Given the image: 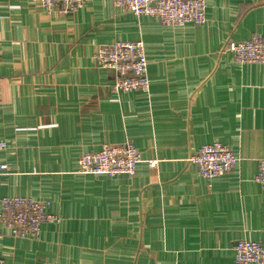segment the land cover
Listing matches in <instances>:
<instances>
[{
  "label": "crops",
  "instance_id": "crops-1",
  "mask_svg": "<svg viewBox=\"0 0 264 264\" xmlns=\"http://www.w3.org/2000/svg\"><path fill=\"white\" fill-rule=\"evenodd\" d=\"M204 25L167 27L111 0L77 13L0 0V153L4 197L49 203L38 241L0 224L5 264H235L264 244V65L222 49L264 34V0H207ZM143 41L150 91L116 94L100 46ZM130 142L133 176L84 175L78 160ZM220 142L241 159L214 180L189 159Z\"/></svg>",
  "mask_w": 264,
  "mask_h": 264
},
{
  "label": "built area",
  "instance_id": "built-area-1",
  "mask_svg": "<svg viewBox=\"0 0 264 264\" xmlns=\"http://www.w3.org/2000/svg\"><path fill=\"white\" fill-rule=\"evenodd\" d=\"M45 14L51 15L60 7L66 15L75 14L93 0H33ZM123 10L137 17L149 16L160 20L167 27L204 25L207 22V0H111ZM233 54L240 64L264 65V34L253 35L242 42L227 41L222 49ZM98 67L113 71L116 82L113 91L125 94L134 91L149 93V62L143 41L115 42L100 46L95 53ZM7 149V142L0 141V153ZM241 159L220 142L204 145L189 159L198 175L209 181L233 171ZM154 167L157 161H145L130 142L119 145L105 144L97 152L85 153L78 160V173L84 175L133 176L139 164ZM8 166L0 159V191ZM255 182L264 188V160L259 162ZM60 219L49 213V203L24 197H4L0 194V224L13 237L38 241L42 226L58 224ZM235 264H264V244L242 240L236 243ZM0 264H5L0 261Z\"/></svg>",
  "mask_w": 264,
  "mask_h": 264
}]
</instances>
